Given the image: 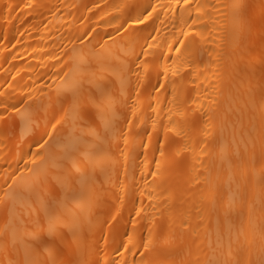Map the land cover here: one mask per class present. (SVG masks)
<instances>
[{"label": "bare ground", "instance_id": "bare-ground-1", "mask_svg": "<svg viewBox=\"0 0 264 264\" xmlns=\"http://www.w3.org/2000/svg\"><path fill=\"white\" fill-rule=\"evenodd\" d=\"M0 264H264V0H0Z\"/></svg>", "mask_w": 264, "mask_h": 264}, {"label": "rangeland", "instance_id": "rangeland-1", "mask_svg": "<svg viewBox=\"0 0 264 264\" xmlns=\"http://www.w3.org/2000/svg\"><path fill=\"white\" fill-rule=\"evenodd\" d=\"M68 242H69V240H67V238L64 237V242H62V243H63V244H67ZM85 242H88V240L85 241ZM63 244H60V245H58V246H60V247L65 246V245H63ZM60 252H61V251H59V253H60ZM63 252H64V251H62L61 254H60V255L62 256V258H64V256H65Z\"/></svg>", "mask_w": 264, "mask_h": 264}]
</instances>
